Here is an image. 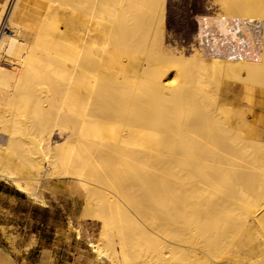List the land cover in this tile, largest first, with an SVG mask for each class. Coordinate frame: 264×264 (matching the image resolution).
<instances>
[{
  "label": "bare ground",
  "instance_id": "6f19581e",
  "mask_svg": "<svg viewBox=\"0 0 264 264\" xmlns=\"http://www.w3.org/2000/svg\"><path fill=\"white\" fill-rule=\"evenodd\" d=\"M209 4L207 24L264 43V0ZM165 8L0 0V177L24 192L77 181L110 264H264V141L224 83L263 98L264 46L209 59L200 20L190 52L172 49Z\"/></svg>",
  "mask_w": 264,
  "mask_h": 264
},
{
  "label": "rangeland",
  "instance_id": "374dc122",
  "mask_svg": "<svg viewBox=\"0 0 264 264\" xmlns=\"http://www.w3.org/2000/svg\"><path fill=\"white\" fill-rule=\"evenodd\" d=\"M210 1L211 0H166L164 21L165 46L169 45L168 47H170L172 45V49L175 47L176 49H181V45H183V50L186 53H189L191 43L194 39L195 40L192 45L196 43V33L198 31L199 24L198 22L200 20H204L205 16V19H207L209 16H214L215 14L213 6L209 4ZM204 14L206 15L204 16ZM201 15L202 18L199 19ZM4 31H8V26L4 27ZM240 32L243 34L242 29ZM252 38L253 43H251L250 48L248 49L249 51L247 50L251 53L258 45H256L255 37ZM247 42L250 44L249 40H247ZM252 44L254 47H251ZM186 46L187 48L189 46V50H187ZM263 46L264 43L262 45H258L257 49H262ZM203 48L207 58L210 59L211 57H215L209 55L207 49L204 46ZM217 56L226 57L225 55ZM224 83H228L232 90V93L228 95V97L230 98V101L233 100L232 103L234 112H236L235 118L240 119V121H242L252 133L256 132L259 136L263 137L261 140L264 141V97L262 98L260 96L259 87L251 85V88L253 89L252 102H247L244 99V83L242 81L236 79L233 81V78H226L224 79ZM57 138L58 141H60L62 136L57 131H55L53 133V139L57 140ZM0 180H5L8 183L16 186V184L10 178L0 177ZM35 184L37 187H35L31 192H25L24 194L17 193L20 198L28 199V213H30L34 207L39 208L43 206L41 211L34 214V217L40 215H49V217H53L54 221L58 220L60 227L63 229L77 232H80L82 229L86 236L83 237L82 235L83 239L77 244L78 249H81L79 252L83 253L84 249L94 250V248L91 246V243L100 241L102 239L100 238L102 237L100 236V222L91 218L80 217L86 194L81 185H78L79 183L77 181L70 180L68 178H44L39 183ZM13 192H15V190H13ZM25 211L26 209L23 207V205H21L17 213H23ZM95 253H97V260L99 262L102 264H110V261L106 262V260L100 258L97 251ZM77 259L83 261L82 256L78 257Z\"/></svg>",
  "mask_w": 264,
  "mask_h": 264
},
{
  "label": "crops",
  "instance_id": "0c3cea01",
  "mask_svg": "<svg viewBox=\"0 0 264 264\" xmlns=\"http://www.w3.org/2000/svg\"><path fill=\"white\" fill-rule=\"evenodd\" d=\"M17 193L25 192L0 180V264H102L93 249L79 252L82 229H63L49 215L34 217L43 206L28 213V199ZM21 205L26 211L17 213Z\"/></svg>",
  "mask_w": 264,
  "mask_h": 264
},
{
  "label": "built area",
  "instance_id": "2783aa9c",
  "mask_svg": "<svg viewBox=\"0 0 264 264\" xmlns=\"http://www.w3.org/2000/svg\"><path fill=\"white\" fill-rule=\"evenodd\" d=\"M200 26L202 29L201 43L211 56L225 55L241 58L250 48L249 43L240 32L241 27L237 23L227 33L219 31L214 24H207L205 20H202ZM256 30H259L258 27H256ZM258 37L262 40L261 35H258ZM255 39L256 45L257 43L260 44V40H257L256 36ZM196 42H199L198 37Z\"/></svg>",
  "mask_w": 264,
  "mask_h": 264
}]
</instances>
